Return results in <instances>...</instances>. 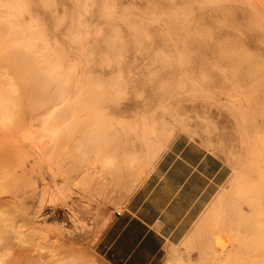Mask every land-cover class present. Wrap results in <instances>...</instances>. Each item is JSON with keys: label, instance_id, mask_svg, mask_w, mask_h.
<instances>
[{"label": "rangeland", "instance_id": "rangeland-1", "mask_svg": "<svg viewBox=\"0 0 264 264\" xmlns=\"http://www.w3.org/2000/svg\"><path fill=\"white\" fill-rule=\"evenodd\" d=\"M177 134L227 174L161 264H264V0H0V264H103Z\"/></svg>", "mask_w": 264, "mask_h": 264}, {"label": "crops", "instance_id": "crops-1", "mask_svg": "<svg viewBox=\"0 0 264 264\" xmlns=\"http://www.w3.org/2000/svg\"><path fill=\"white\" fill-rule=\"evenodd\" d=\"M226 162L199 137L177 134L101 232L103 264H161L226 180Z\"/></svg>", "mask_w": 264, "mask_h": 264}, {"label": "bare ground", "instance_id": "bare-ground-1", "mask_svg": "<svg viewBox=\"0 0 264 264\" xmlns=\"http://www.w3.org/2000/svg\"><path fill=\"white\" fill-rule=\"evenodd\" d=\"M12 25V24H11ZM12 28V27H10ZM13 30V28H12ZM25 30V29H24ZM11 31V30H10ZM151 130V131H149ZM153 131V128L152 127H147V129H145V139L147 142H145V147H146V150L141 153V155H134V156H131L130 157V162L129 164H131V166H137L138 164H140L144 159L152 156L155 154L156 150H157V147L159 146V144L161 143V140L160 139H156V140H153L152 138H150V132ZM156 138V137H155ZM6 236V235H5ZM9 236V234H8ZM7 237V236H6ZM5 237V238H6ZM215 249V248H214ZM219 249V247H218ZM221 251V250H220ZM215 252V251H214ZM44 256V255H43ZM28 262V261H27Z\"/></svg>", "mask_w": 264, "mask_h": 264}]
</instances>
